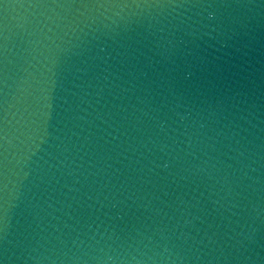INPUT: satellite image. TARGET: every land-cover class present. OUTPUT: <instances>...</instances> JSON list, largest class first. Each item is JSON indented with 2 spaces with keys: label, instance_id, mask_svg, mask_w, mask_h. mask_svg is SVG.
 <instances>
[{
  "label": "water",
  "instance_id": "obj_1",
  "mask_svg": "<svg viewBox=\"0 0 264 264\" xmlns=\"http://www.w3.org/2000/svg\"><path fill=\"white\" fill-rule=\"evenodd\" d=\"M0 264H264V0H0Z\"/></svg>",
  "mask_w": 264,
  "mask_h": 264
}]
</instances>
